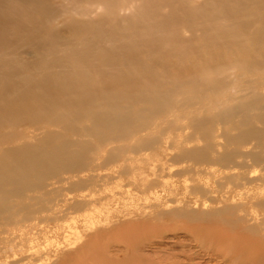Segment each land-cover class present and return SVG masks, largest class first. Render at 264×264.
<instances>
[{"label": "bare ground", "instance_id": "6f19581e", "mask_svg": "<svg viewBox=\"0 0 264 264\" xmlns=\"http://www.w3.org/2000/svg\"><path fill=\"white\" fill-rule=\"evenodd\" d=\"M203 172L215 185L190 192L218 207L160 209L158 189ZM123 175L157 201L128 227L187 232L166 264H264V192L247 193L264 183V0H0V259L49 264L14 235L24 195L68 185L85 207Z\"/></svg>", "mask_w": 264, "mask_h": 264}, {"label": "rangeland", "instance_id": "374dc122", "mask_svg": "<svg viewBox=\"0 0 264 264\" xmlns=\"http://www.w3.org/2000/svg\"><path fill=\"white\" fill-rule=\"evenodd\" d=\"M231 93L232 90H226L218 96V99L213 100L219 101ZM205 102L209 107L215 104L212 100ZM227 104L229 103H224V105ZM215 108H217L216 104ZM219 126L224 125L219 124ZM24 127L22 126V128ZM219 133H221L220 129ZM186 135L189 136L190 132L188 131ZM220 141L223 142V140ZM191 144L187 146L194 145V143ZM196 145L201 146L203 143L199 142ZM249 147L251 148V146ZM222 151L223 148L218 146L214 154L219 155ZM153 152L148 151V153ZM157 152L161 154L160 150ZM179 166L176 164L174 168ZM260 173L258 171L257 174ZM194 176L188 174L186 177L189 179L186 182L184 177H173L172 181L176 185L173 193L158 189V195L164 201L165 199L169 200V203H164L160 209L170 211L180 206L183 207L187 203L194 207L196 200L198 205H195V208L197 210L210 209V207L203 209L205 201L211 205L213 203L214 207H218L217 201L221 198L219 193H208L205 190H201L199 193L190 192V188L196 185L202 187L206 184L208 187H213L215 185L213 175L203 172L200 180H191V177ZM112 180L106 184L109 189L92 195L95 201L85 207L81 206V195L85 194L86 191L80 193L75 187V190L68 191V185L56 184L24 195L21 204L22 212L20 213L22 230L14 231V235L22 236L24 256L28 257L26 253L28 246L34 245L49 251V264H166L163 259L170 258L171 247L176 246L177 249L180 247L177 241L187 239V232L183 230L166 232L163 235L164 238H159L154 237V235L147 236L143 224H139L137 228L133 229L128 227V223L141 222L147 217L154 219L153 215L157 213L155 210L157 201L154 200L153 194L141 192L140 183H133L127 175H123L119 181L117 179ZM116 183H119V187ZM130 183L132 184L130 185ZM98 184V187H102L101 182ZM259 184L255 182L249 185L247 193L251 194L259 189L264 192V183ZM60 186L62 188L58 190L57 187ZM47 192L48 194H46ZM44 193L46 195H42ZM12 199L15 201L14 198ZM177 200L182 201V204H176L175 201L177 202ZM70 206H72L71 209ZM87 216L94 218V224L91 226L84 222L85 218H88ZM182 224L184 223L182 222ZM178 225H181V222ZM202 225H207V223H200V226ZM220 225L215 222L211 226ZM0 236H4V234L0 233ZM15 241L19 242L20 239L16 238ZM185 244H189L188 241ZM10 256L8 259H0V264H37L41 260L44 261V259H36L37 256H35L33 257L35 260L26 258L17 262V258Z\"/></svg>", "mask_w": 264, "mask_h": 264}]
</instances>
